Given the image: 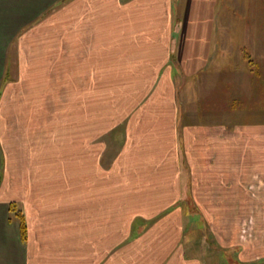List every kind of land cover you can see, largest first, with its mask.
<instances>
[{"label":"crops","instance_id":"crops-1","mask_svg":"<svg viewBox=\"0 0 264 264\" xmlns=\"http://www.w3.org/2000/svg\"><path fill=\"white\" fill-rule=\"evenodd\" d=\"M214 78L264 92V0H0V264H264V158L212 121L264 97Z\"/></svg>","mask_w":264,"mask_h":264},{"label":"rangeland","instance_id":"rangeland-1","mask_svg":"<svg viewBox=\"0 0 264 264\" xmlns=\"http://www.w3.org/2000/svg\"><path fill=\"white\" fill-rule=\"evenodd\" d=\"M247 49V48H246ZM250 49L248 48L244 53L246 56L249 54L253 55V51L250 53ZM248 75H246L247 77ZM255 78H259V76H255ZM215 80H207V84H202V92L201 96L203 97V108H208V106H211L214 111H219L222 112L223 109L228 108L229 104L232 103L234 100H230V95L233 98V95L237 93V91H243V94L240 96V98H236L235 100H238L239 104H244L250 105L255 108L258 107L262 101L261 98H258L256 100L250 101L248 98L251 94H257L263 95L264 97V92H263V86L259 84H255L254 78H249L248 80H245L242 78V82L239 83V78L236 79L235 84H224L223 81L220 79L219 81L214 78ZM260 80V78H259ZM213 83V84H211ZM261 93V94H260ZM244 95H246V100ZM206 103V104H205ZM188 120L193 122L194 116L192 114L188 117ZM219 122H216L214 119L212 120L214 123H219L222 125H226L224 123L229 122L231 126H227L228 128L230 127H235L238 131L240 130H246L250 129L251 130V140H252V146L244 144L243 142L239 143L238 137L240 136L243 138V131L237 134V139H236V155L237 157H245V156H252V159H258V158H264V117H243V116H237L234 118H231L229 116H220V119H218ZM115 120L107 122L108 127L110 125L114 124ZM263 130V131H261ZM261 132V133H260ZM222 134V132H221ZM110 136V133H109ZM262 138V139H261ZM261 139V141H260ZM241 144V145H240ZM240 145V149L238 146ZM244 145L246 146L244 149ZM249 149H251V153L249 154ZM252 167L255 169L252 170L253 173H258V168L260 166L253 164ZM257 176V175H256Z\"/></svg>","mask_w":264,"mask_h":264},{"label":"trees","instance_id":"trees-1","mask_svg":"<svg viewBox=\"0 0 264 264\" xmlns=\"http://www.w3.org/2000/svg\"><path fill=\"white\" fill-rule=\"evenodd\" d=\"M21 216V230H22V235L25 236L26 233V224H25V220H24V216Z\"/></svg>","mask_w":264,"mask_h":264}]
</instances>
